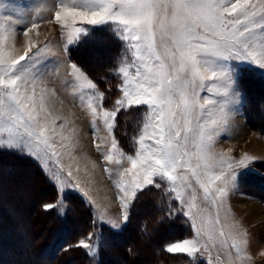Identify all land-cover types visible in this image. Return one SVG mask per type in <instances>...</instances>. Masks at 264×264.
<instances>
[{
    "label": "snow or ice",
    "instance_id": "snow-or-ice-1",
    "mask_svg": "<svg viewBox=\"0 0 264 264\" xmlns=\"http://www.w3.org/2000/svg\"><path fill=\"white\" fill-rule=\"evenodd\" d=\"M54 16L70 29L68 44L87 31L75 26L78 21L88 25L117 22L121 38L127 42L131 59L122 57L117 68L122 76L120 95L111 101L110 109L103 108L105 92L76 63L69 66L74 87L88 93L93 124L102 120L111 134L122 110L142 105L148 109L133 137L134 155H126L114 136L103 154L105 161L117 164L126 159L130 167L120 171L117 181L123 192L122 219H99L119 229L129 218V193L134 199L146 187L160 188L158 181L166 182L167 192L179 202V210L195 230L193 238L168 245V252L192 257L206 252L210 264H224L220 253L212 255L219 246L228 257L234 249L241 260L250 259L245 254L247 234L238 232L231 241L226 239L220 213L237 187L238 170L247 168L255 158L246 154L236 160L215 151L216 135L227 123L228 113L212 97L230 96L232 103H238L239 67L251 63L264 70V0H79L72 7H65L61 0ZM7 22L18 21L7 18ZM0 30H7L2 16ZM29 31L31 28L23 34L27 36ZM46 47L29 40L22 54L0 48V145L26 150L45 164L55 159L62 167L53 137L58 135L61 141L66 137L40 120L36 105L35 68ZM231 61L240 63L232 66ZM44 91L41 89V107ZM205 91L209 95L202 97L200 93ZM59 128L63 130L64 124ZM67 176L72 177V172ZM55 179L61 188L80 187L79 183L66 184L59 174ZM93 235L76 246L95 255Z\"/></svg>",
    "mask_w": 264,
    "mask_h": 264
},
{
    "label": "rangeland",
    "instance_id": "rangeland-1",
    "mask_svg": "<svg viewBox=\"0 0 264 264\" xmlns=\"http://www.w3.org/2000/svg\"><path fill=\"white\" fill-rule=\"evenodd\" d=\"M15 1L31 4L30 0L28 2L27 0H0V16L5 18V27L7 29L0 30V48H3L4 51L12 52L13 54H22L29 40H31L34 45H47L45 48V55L35 68L38 77V86L36 89L37 111L39 112V118L42 122L47 123L50 129L55 127L58 133L62 131L66 139L61 141L58 135L53 137L62 167H58L55 159L49 160L47 164H45L42 159L28 153L26 150L10 149L0 145V240L3 239L7 243L6 248L0 249V261H9L10 263H17L16 258L20 256L19 254H23L25 249H30L27 237L32 233L35 234L39 229V227H37V229L34 228L29 222V219H31V221L33 218L46 221V215L38 210L36 200L41 203L43 200H53L54 198L52 197V199H50L51 197L48 196L49 189L37 191L36 193L34 186L36 185L35 181L37 179L44 184H42V186H44L43 188L47 186V183L43 176L37 172L38 169L35 165H39L44 170L47 177L52 180L59 189L58 201L55 202L53 200L51 203L59 206L62 215L66 214L65 209L67 208L66 205H61V201L64 199L65 194L67 192H77L87 198L93 205L96 218L101 222H103L99 219L101 216L106 220L112 219L120 221L122 219L124 208L120 196L123 192L117 187V181L120 179V171H122L123 168L130 167V162L126 159L122 160L121 164L104 160L103 154L111 147V138L112 136L115 137V129L109 134L104 128L102 120L97 119L93 124V117L91 116V111L88 106V93H82L74 87L72 77L69 74L71 70L69 72L65 71L68 65L63 64V68L56 67L58 61L57 58H55L56 56L52 54L61 55L57 28L58 25H62V23L55 19L54 14L55 11L58 10L61 1L36 0L32 3L33 5H30L29 9L18 10V15L16 17H19V21L17 23H8L7 18H11V20L14 21L17 19L14 16V9L17 8L14 4H11ZM25 13H28L27 17L24 16ZM33 23L37 25L36 28L31 27ZM108 23L113 24L119 35H122V29L118 27L117 22L110 21ZM75 26L83 27L87 31L82 33L78 38L73 37V43L71 44H74L82 35H86L94 25H88L78 21ZM30 28L31 31L25 36L23 33ZM68 32L70 33V29ZM69 35L70 34H68V37ZM71 44L67 43V50ZM126 52V56H128L130 60L131 57L128 49ZM83 54V58L87 63L97 67L99 64L100 66L102 65L101 63L103 59L107 57L108 52H105L100 45H93L92 49L86 52L84 51ZM68 58L72 63H75L70 57ZM121 63L122 59L119 60L118 67ZM229 63L232 66H237L240 62L231 61ZM245 65L250 66L254 64L244 63L239 67V71L242 67L244 68ZM64 66L66 67L64 68ZM77 66L81 68L78 64ZM254 66L261 70L258 66ZM81 70L85 72L82 68ZM261 71L264 72V70ZM241 75L242 74L239 73L235 85L236 91L240 94L238 103H232L230 96L217 95L212 97L217 100L224 112L228 113L227 123L220 126L219 132L216 135L214 149L216 152H222L229 157H234L236 160L241 159L246 154L249 158H255L247 168L238 170L237 187L229 193L225 202V208L222 209L220 213L226 239L231 241L233 235L238 232L247 234L246 238L248 243L245 254L249 256L250 259L241 260L234 249L232 250V256L228 257L225 255L223 248L219 246L212 250V255L220 253L224 264H264V131L260 129L262 127L261 125H263V121L260 120L261 117L258 115L260 110L262 113L261 115L264 116V107L259 109L258 112L252 109V117L250 120H247L245 110L246 96L240 84ZM119 76L122 81V76L120 74ZM41 89L45 90L43 92V107L40 106ZM250 93L255 101L260 100L264 103L263 84H257L255 89L250 87ZM200 95L203 97L209 94L205 91L201 92ZM143 107L144 112L141 116V125L148 111L147 106ZM103 108H106L104 103ZM61 124H64L63 130L59 128ZM137 130L138 127L135 130V136L137 135ZM115 139L117 140L116 137ZM128 143V146L125 147L126 150L123 149L119 141L118 146L126 155H134L135 145L133 138L129 139ZM97 144H100V149H97ZM8 152H17L18 154L29 157L33 163L19 158L17 155L11 157ZM117 159H121L118 153ZM6 160L9 161V164L4 163ZM68 171L72 172V177L67 176ZM251 171L257 173V176L262 182L261 185L255 180H249L247 185L242 187L241 176ZM57 174L60 175L61 179H63L66 184L79 183V189L70 186L61 188L59 181L55 179ZM161 183L167 186L166 182ZM138 193L139 192H137V194ZM34 195L36 196V200L30 199V197ZM171 197H173L172 194ZM128 199L130 201L128 208L129 216L136 197L133 199L131 193H129ZM175 201L179 209V202L177 200ZM152 209V205L149 204L146 199H142L139 203V211L144 218H148L149 215H151ZM209 211H212V209H209ZM184 217L188 221L191 230L190 234L168 242L164 246L166 250L171 243L194 237L195 230L189 219L185 215ZM205 217H207V213ZM225 217H227V219H224ZM125 224L126 222H123L122 226L115 230L123 229ZM107 225L112 228L109 224ZM230 225H232V227H229ZM166 227L165 225V231L162 233L153 226V222L149 221L148 233L151 234V237L153 235L156 237L164 235L163 238L160 239L161 243H163L165 236L180 233L182 230L181 226L180 229L175 225L171 228ZM50 232L49 228L40 231L41 236L43 235L40 237L42 243L46 244L47 241L50 240L47 236L51 234ZM52 234L54 233L52 232ZM13 238L18 239L19 242L17 244H11ZM126 239V236L121 237L118 239L119 244L117 247L114 245L113 249L109 248L108 255L110 257L106 264L129 263V256L125 257L127 254L125 252V247L128 246V244H125ZM76 245L77 243L71 245V247ZM140 247H145L150 252H154L155 256L158 255L156 252L158 251L156 244L152 243L148 237L139 239L136 246L133 247L134 252L130 255L132 257H135V255L137 256L138 254L134 253H137ZM75 248L79 247L76 246ZM48 250L39 255L40 260H48L50 258ZM182 254L189 256L186 253ZM190 257L203 259L210 264L209 255L206 252H201L195 257ZM97 262L98 260L94 264H97Z\"/></svg>",
    "mask_w": 264,
    "mask_h": 264
},
{
    "label": "trees",
    "instance_id": "trees-1",
    "mask_svg": "<svg viewBox=\"0 0 264 264\" xmlns=\"http://www.w3.org/2000/svg\"><path fill=\"white\" fill-rule=\"evenodd\" d=\"M93 45H100L105 52H108L101 66L100 64L97 67L90 65L83 58V52L92 49ZM126 51L127 43L122 40L118 31L111 23L92 26L86 35H82L67 50L68 57L90 76L101 91L105 92V100L103 103L109 109L112 107L111 101L120 95L118 86L121 83V78L117 72V68L119 60L127 55ZM239 73L242 74L240 84L246 96V118L250 120L252 117V109L258 112L259 109L264 107V103L260 100L255 101L250 93V87L255 89L257 84L264 85V72L254 65H245ZM143 108V106H137L128 110H122L116 117L117 126L115 128V137L125 150V147L129 144V139L135 136L136 128H139L141 125V116L144 112ZM261 114L259 110L258 115L261 117L260 120L263 121L260 129L264 131V116ZM8 153H10L11 157L17 155V157L33 163L31 158L18 154L17 152ZM4 163L9 164V161L6 160ZM35 167L47 183V186L43 188V183L37 179L35 181L36 185L34 186L36 193L37 191L49 189L48 196L51 197L50 199L54 197L53 200L57 202L59 189L47 177L39 165H35ZM249 180H255L260 185L262 183L257 173L251 171L241 176L242 187L246 186ZM159 183L161 184L160 188L148 186L137 194L131 207L129 218L121 230L110 228L107 224L99 221L96 218L93 205L87 198L77 192H67L64 199L62 201L60 200L61 205L67 206L65 215L61 214V210L57 205L52 209H46L44 207V205L51 203L53 200L46 199L39 203L35 195L30 197V199L36 200L38 210L46 215V221L36 220L35 218L31 221L29 219V222L34 228L37 229L39 227L35 234L32 233L27 237L30 249H25L23 254H19L20 256L16 258L17 263L0 261V264H94L97 260V264H106L110 257L108 255L109 248L113 249L114 245L117 247L119 244L118 239L125 236L127 237L125 244H128L125 247V252L127 253H125V257L129 256V263L122 264H208L203 259L191 258L182 253L171 254L164 248L168 242L188 236L191 230L188 221L179 211L175 199L167 192V186L164 183ZM142 199H146L153 207L151 215L148 218H144L139 211V203ZM149 221L153 222V226L162 233L165 231V225L168 228L175 225L178 229L181 226L182 230L180 233L165 236V240L161 243L160 239L164 235L159 234L161 235L160 237L154 235L151 237V234L148 233ZM46 228H49L51 234L47 235L50 240L45 244L40 241V237L43 236H41L40 231ZM90 233L95 234L91 240L93 244L97 245L95 255H90L89 251L82 247H71V245L78 243L79 240L86 239ZM143 237H148L152 243L156 244L158 250L156 251L158 253L157 256L145 247H140L137 253H134L138 254L137 256L132 257L130 255L134 252L133 247ZM18 242V239L15 238L11 240V244H17ZM6 246L7 243L5 240H0V249L6 248ZM47 250L49 251L50 258L48 260H40L39 255Z\"/></svg>",
    "mask_w": 264,
    "mask_h": 264
},
{
    "label": "crops",
    "instance_id": "crops-1",
    "mask_svg": "<svg viewBox=\"0 0 264 264\" xmlns=\"http://www.w3.org/2000/svg\"><path fill=\"white\" fill-rule=\"evenodd\" d=\"M6 1H9V0H6ZM29 0H27L28 2ZM31 1V4H26V3H23L21 1H15L11 4H14L16 6L17 9H14V16L16 17L18 15V10L19 9H29L30 5H33L32 3L35 2L36 0H30ZM56 1V0H54ZM61 1V0H60ZM74 2L76 4V6H78V2L79 0H63V3H64V6L65 7H72L74 6ZM59 3V2H57ZM28 13H25L24 16L27 17ZM14 17V19H15ZM17 18V17H16ZM25 18V17H23ZM16 21H19V17L16 19ZM77 24V23H76ZM58 31H57V34L59 36V41H60V48H61V55H56V54H52L53 56H56L55 58H57V65L56 67H62L63 68V64L65 65H68V67L64 66V68L66 69L65 71L69 72L71 69H70V64L72 63L69 58H68V54H67V50L65 51V45L67 44L68 42V34H70L68 31L69 29L63 27V25H58ZM43 31V30H42ZM45 31V30H44ZM41 33V32H39ZM62 37V38H61ZM62 70V69H61Z\"/></svg>",
    "mask_w": 264,
    "mask_h": 264
}]
</instances>
